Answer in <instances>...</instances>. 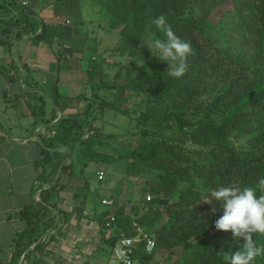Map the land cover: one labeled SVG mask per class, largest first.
I'll return each mask as SVG.
<instances>
[{"label":"trees","instance_id":"obj_1","mask_svg":"<svg viewBox=\"0 0 264 264\" xmlns=\"http://www.w3.org/2000/svg\"><path fill=\"white\" fill-rule=\"evenodd\" d=\"M97 5L107 12V27L119 32V40L91 58L88 92L78 95L76 111L63 112L57 124L61 137L78 141L76 158L82 169L89 162L101 165L125 157L126 176L147 174L140 191L153 197L132 201L130 212L123 204L116 209L110 245L121 233L133 236L140 229L155 246L147 252L144 241L138 242L135 262L149 264L158 252H167L168 264H226L225 253L239 250L243 240L232 241L230 232L215 229L221 202L206 201L220 187H256L264 178V0H97ZM20 10L35 17L30 10ZM161 14L194 50L187 60L189 70L179 79L167 74L168 62L158 51L140 47L141 37L166 39L152 23ZM17 21L26 24V33H35L39 25L33 19ZM40 24L36 36L42 38L45 26ZM114 55L158 69L108 83L103 76ZM103 88L116 89L112 99L101 95ZM125 91L146 95L147 104L136 115L117 104ZM97 108L112 109L138 124L133 144L124 152L114 149L112 154L97 147H107L106 139L113 136L93 128ZM89 130L92 133L84 137ZM43 202L47 203L44 196L37 203ZM212 207L217 209L214 214ZM30 213L28 207L21 211L27 223ZM108 213L109 209L103 211V222ZM21 239L17 235L15 243ZM253 239L264 245V235L254 234ZM254 264H264V256Z\"/></svg>","mask_w":264,"mask_h":264},{"label":"crops","instance_id":"obj_2","mask_svg":"<svg viewBox=\"0 0 264 264\" xmlns=\"http://www.w3.org/2000/svg\"><path fill=\"white\" fill-rule=\"evenodd\" d=\"M104 18L97 0H0V264H108L115 229L105 227L102 213L114 214L123 203L108 208L82 186L60 180L77 153L74 141L56 150L68 154L65 163L41 164L49 161L44 146L62 136L60 116L75 112L78 95L89 90L95 56L84 49L102 51L114 33ZM18 19L37 22L35 33L24 32ZM42 196L47 203H37Z\"/></svg>","mask_w":264,"mask_h":264},{"label":"rangeland","instance_id":"obj_3","mask_svg":"<svg viewBox=\"0 0 264 264\" xmlns=\"http://www.w3.org/2000/svg\"><path fill=\"white\" fill-rule=\"evenodd\" d=\"M103 12V16L107 17L108 14L104 9H101ZM103 19V17H101ZM106 18H104L105 20ZM107 20V19H106ZM119 32L114 31V33L108 37L107 40V47L111 48L116 45V42L119 40ZM104 50V49H103ZM101 49L98 48V53L103 52ZM84 54L88 57L91 55H95V50L93 48L84 49ZM108 55L104 53V56ZM109 64L105 68L103 79L105 82L119 84L121 82L127 81L132 76L144 72V73H156L157 67H155L151 63H144L141 60H138L136 64H133L128 58L124 55H114L109 59ZM116 92L115 88H103L101 90V95L105 99H112L113 93ZM121 102L118 101L121 107H126L127 111L131 114V116L136 115L141 108L147 104L146 95L144 92L141 93H130L129 91H125L123 99H120ZM32 103H36L32 101ZM163 102L162 104H164ZM32 104V105H33ZM38 109V108H37ZM191 114L194 113L193 109H190ZM95 119L93 120V128L98 131L100 128L101 133H111L113 136L106 139L109 143L107 147H100L97 145L98 148L103 149L109 153L115 154V150L117 149L121 152H124L130 145H132V141L135 139L134 132H138L139 126L134 121H131L127 116L113 111L112 109H104L103 112L98 110V108L93 112ZM190 114V115H191ZM194 118V117H191ZM134 124V125H133ZM133 125V126H132ZM130 127V128H129ZM59 131L61 132L60 128L58 127ZM93 129V130H94ZM174 129V127H170L169 130ZM92 131H87L84 135L91 134ZM68 141H70L68 143ZM73 140L69 137H61L56 138L52 145H45L44 156L48 157L49 161H42V166L46 168L49 166L50 168L55 164L62 165L65 161V157L67 159L68 154H60V152L56 151L60 145H64L65 147H69ZM73 143H78V141H74ZM49 146V148H48ZM54 148L55 150H52ZM79 145H77L76 149L72 150V153L78 152ZM77 153L70 157L67 161L66 169L64 172H61V179L69 183L70 185H80L84 188L86 196L91 195L94 198L95 203H102V198H111L116 200V203H123L125 205V210L127 209L128 212L131 211L132 201H138L143 198H147V196L153 197L149 192L142 193L140 188L142 186V182L144 177L147 176L146 173L140 172L138 174H132L129 177L125 175V165L127 159L125 157H120L112 163H104L99 165L96 162H89L87 166L83 169L81 168L80 163L78 162ZM51 160V161H50ZM57 160H60L57 162ZM57 162V163H56ZM101 167L104 171L103 179L97 178V168ZM58 170H56L57 173ZM195 180L198 181L197 178ZM132 183H134L132 185ZM188 182L181 183L186 184ZM73 189V187L71 188ZM74 191L78 192L77 188H74ZM40 194V192H39ZM89 201V200H87ZM113 207V206H109ZM165 219V217L163 218ZM180 249L174 250V255L179 253ZM167 252H158L155 256V262L151 261L149 264H168L169 261L165 259ZM134 264H141L139 262H134Z\"/></svg>","mask_w":264,"mask_h":264},{"label":"clouds","instance_id":"obj_4","mask_svg":"<svg viewBox=\"0 0 264 264\" xmlns=\"http://www.w3.org/2000/svg\"><path fill=\"white\" fill-rule=\"evenodd\" d=\"M152 23L166 39L141 37L140 47L146 46L151 53L158 51L168 62L169 76L183 77L189 70L188 57L194 55L191 43L176 35L163 14L155 17ZM205 99L206 96H201V100ZM209 197L207 204L221 202L222 214L214 221L215 229L230 232L232 241L243 240L239 250L225 253L223 259L226 264H254L257 257L264 256V245H257L253 239L254 234L264 235V178L258 180L256 187L229 185L211 191ZM216 211L212 207L211 213Z\"/></svg>","mask_w":264,"mask_h":264},{"label":"built area","instance_id":"obj_5","mask_svg":"<svg viewBox=\"0 0 264 264\" xmlns=\"http://www.w3.org/2000/svg\"><path fill=\"white\" fill-rule=\"evenodd\" d=\"M97 178L102 179L104 175L103 170H99L96 172ZM149 199L150 197L147 196ZM102 204L111 206L113 205V201L111 198H102L101 200ZM109 218L104 222V225L107 229L112 227V223L115 220V214L107 215ZM219 216L215 217L214 221ZM144 241V249L147 252H151L155 246L154 239L147 235L146 233L142 232L140 229H138V233L133 236H127L123 233H121L115 244L111 248L110 258L108 261V264H134L133 255L136 250V245L138 242ZM3 264H9L3 263Z\"/></svg>","mask_w":264,"mask_h":264}]
</instances>
